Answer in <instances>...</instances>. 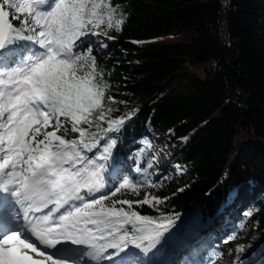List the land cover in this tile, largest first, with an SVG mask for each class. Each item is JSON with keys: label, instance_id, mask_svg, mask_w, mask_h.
Masks as SVG:
<instances>
[{"label": "snow or ice", "instance_id": "1", "mask_svg": "<svg viewBox=\"0 0 264 264\" xmlns=\"http://www.w3.org/2000/svg\"><path fill=\"white\" fill-rule=\"evenodd\" d=\"M126 19L113 0H0V264H103L130 248L160 252L171 237L179 214L133 208L158 209L166 197L113 199L158 186L153 159L142 163L150 144L135 154L143 179L109 163V134L134 112L113 117L105 106L109 83L87 37L113 40L108 31ZM228 251L240 264L245 246Z\"/></svg>", "mask_w": 264, "mask_h": 264}, {"label": "trees", "instance_id": "2", "mask_svg": "<svg viewBox=\"0 0 264 264\" xmlns=\"http://www.w3.org/2000/svg\"><path fill=\"white\" fill-rule=\"evenodd\" d=\"M113 2L127 14L122 30L108 31L113 40L87 37L109 83L105 106L115 110L113 117L134 112L119 133L109 134L117 139L109 163L143 179L133 171L135 154L153 133L170 135L177 151L168 163L184 170L162 169L160 176L153 167L149 178L157 187L113 199L136 201L146 192L166 197L158 209L133 204L150 217L179 214L160 252H169L176 233L181 243L182 233L197 221L203 243L177 263L223 264L232 245L246 246L252 232L264 235V0ZM101 42L107 47L100 48ZM208 61L212 66L200 79L193 66ZM108 95L115 103L109 104ZM149 159L148 148L142 163ZM231 236L237 238L225 244ZM261 250L240 264H261ZM158 253L149 259L156 260Z\"/></svg>", "mask_w": 264, "mask_h": 264}, {"label": "rangeland", "instance_id": "3", "mask_svg": "<svg viewBox=\"0 0 264 264\" xmlns=\"http://www.w3.org/2000/svg\"><path fill=\"white\" fill-rule=\"evenodd\" d=\"M88 42L92 43L91 40H88ZM171 43L176 42L175 39H171L170 40ZM87 45V43L85 44ZM84 45V47H85ZM212 66V62L208 61L206 63H202V64H197L195 66H193V69L195 72H198V76L200 79H204L205 76V70H209ZM188 71V70H187ZM190 72V71H188ZM174 86H178L177 81L174 82ZM183 85H179L178 87L180 89H182ZM170 139V135H160V134H153L150 133L147 137L144 138V141L147 144H150L151 147L149 148L151 155L153 156V163H154V167L156 168L157 175H162V169H164L165 171H172L174 174H178V173H182L184 172V170L182 171H177V168L175 166H171L168 161L170 160V158L173 156V154H175V152L177 151V149L171 144V142L169 141ZM163 177V176H162ZM142 197L139 198V200H141ZM188 220L193 219V217H188ZM186 222H188L186 220ZM185 222V223H186ZM187 224V223H186ZM193 228V229H192ZM192 228L190 230H185L182 233V241L180 243L179 246H177L178 248L181 249V247H186L189 244V251L192 250V248L197 249L198 247L201 246V244L203 243V237L200 235V222H193L192 224ZM187 234H189V236H187ZM186 237H188L187 239H189L187 241V243H185V239ZM247 245L245 246V251L243 253L240 254V262H242L246 257H248L250 254H252L253 251H256L257 249H262L264 247V235H258L255 232H252L247 238ZM184 241V243H183ZM183 244L185 246H183ZM237 244L232 245L230 248L227 249L226 251V255H225V259L223 261V264H231V262L235 259V252H232L231 254H229V249H234L235 246ZM172 246V245H171ZM261 250V252H262ZM189 251L185 254L186 256H188ZM123 254V253H121ZM117 256V255H116ZM116 256H114V258L112 260H107V262H115L116 264H123L126 263L127 261H119L116 260ZM121 256V255H120ZM85 264L86 261L84 262ZM140 264V263H139Z\"/></svg>", "mask_w": 264, "mask_h": 264}, {"label": "bare ground", "instance_id": "4", "mask_svg": "<svg viewBox=\"0 0 264 264\" xmlns=\"http://www.w3.org/2000/svg\"><path fill=\"white\" fill-rule=\"evenodd\" d=\"M187 236H189V234H187ZM188 237H186V239H185V241H188L189 239H187ZM182 249L185 251V250H187L188 249V247H182ZM174 262V261H173ZM175 264H177V262H175Z\"/></svg>", "mask_w": 264, "mask_h": 264}]
</instances>
